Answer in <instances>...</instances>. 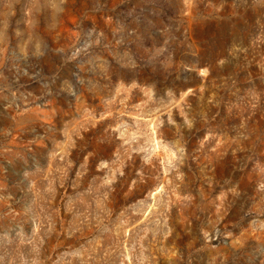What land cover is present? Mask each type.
<instances>
[{
  "label": "rangeland",
  "instance_id": "rangeland-1",
  "mask_svg": "<svg viewBox=\"0 0 264 264\" xmlns=\"http://www.w3.org/2000/svg\"><path fill=\"white\" fill-rule=\"evenodd\" d=\"M0 264H264V0H0Z\"/></svg>",
  "mask_w": 264,
  "mask_h": 264
}]
</instances>
